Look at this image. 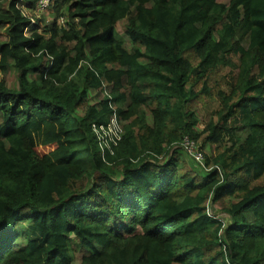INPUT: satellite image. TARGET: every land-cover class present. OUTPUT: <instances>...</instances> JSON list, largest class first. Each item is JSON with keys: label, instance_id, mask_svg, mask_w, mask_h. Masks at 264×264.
<instances>
[{"label": "trees", "instance_id": "obj_1", "mask_svg": "<svg viewBox=\"0 0 264 264\" xmlns=\"http://www.w3.org/2000/svg\"><path fill=\"white\" fill-rule=\"evenodd\" d=\"M35 6L0 0V74H16L0 80V264H264V0ZM221 68L198 128L190 103Z\"/></svg>", "mask_w": 264, "mask_h": 264}, {"label": "rangeland", "instance_id": "obj_2", "mask_svg": "<svg viewBox=\"0 0 264 264\" xmlns=\"http://www.w3.org/2000/svg\"><path fill=\"white\" fill-rule=\"evenodd\" d=\"M222 3H227L229 0H219ZM48 12L42 13L43 16H45L47 19H51L49 15H47ZM41 16V14L39 15ZM123 28V22H119L116 25L117 31L121 34ZM2 31V30H1ZM233 74L229 68H221L218 69L216 72L211 74V76L207 80V86L210 88V91L207 94L199 95L197 99L192 101L190 103V106L198 119V128H203L205 124L214 116L215 110H217L220 106V100L217 96V93L220 89H223L227 91L226 85L231 82ZM4 79L8 87L15 88L16 87V74L12 70L7 75L0 74V80ZM201 87V83H198L195 86V90H199ZM96 101L94 100V95L92 98H90V101L88 104L92 105ZM85 104H83L80 108V112H82L85 109ZM147 121L151 122V116L148 115ZM197 144L200 146V142H197ZM201 148V147H200ZM182 149H179L181 152L180 162L184 166V171H195L198 173L202 178L206 176L207 169L204 166H201V164H198L196 161H194L190 156L184 154ZM203 151L207 155H213L215 153V147L214 146H204ZM264 181V176H262L257 182L261 183ZM229 203L228 198H224L223 204L227 205ZM207 208L209 212L215 214L219 218L223 220V222L226 224L228 222L227 216L224 215V212H222V206L220 203H210L208 202ZM78 262V260H77ZM76 262V264H77Z\"/></svg>", "mask_w": 264, "mask_h": 264}, {"label": "built area", "instance_id": "obj_3", "mask_svg": "<svg viewBox=\"0 0 264 264\" xmlns=\"http://www.w3.org/2000/svg\"><path fill=\"white\" fill-rule=\"evenodd\" d=\"M51 2L52 0H36V12L38 13L46 11ZM109 128V132L112 133L113 141H116L117 136L120 133V128L116 124L115 118H112V123L109 125ZM179 148L182 149L181 151L184 154L190 156L198 164H201V166H204L202 152L199 150L197 144L194 141L184 137L182 138L181 143H179Z\"/></svg>", "mask_w": 264, "mask_h": 264}]
</instances>
